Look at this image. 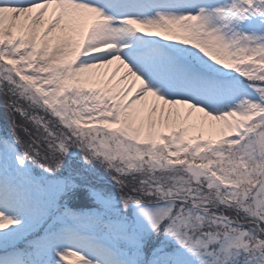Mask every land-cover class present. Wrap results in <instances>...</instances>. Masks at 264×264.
Returning a JSON list of instances; mask_svg holds the SVG:
<instances>
[{
  "label": "snow or ice",
  "instance_id": "6c2138e0",
  "mask_svg": "<svg viewBox=\"0 0 264 264\" xmlns=\"http://www.w3.org/2000/svg\"><path fill=\"white\" fill-rule=\"evenodd\" d=\"M138 34L190 58L140 46L134 68ZM0 104L15 141L0 150V264H264V0H0ZM73 148L110 170L118 202L62 203ZM149 229L164 240L146 259Z\"/></svg>",
  "mask_w": 264,
  "mask_h": 264
},
{
  "label": "trees",
  "instance_id": "16d2710c",
  "mask_svg": "<svg viewBox=\"0 0 264 264\" xmlns=\"http://www.w3.org/2000/svg\"><path fill=\"white\" fill-rule=\"evenodd\" d=\"M0 124L7 138H12L13 140V123L3 104H0ZM69 174L73 176L79 185V187L68 193L73 209H90L100 206L92 195V191H100L111 199L119 198V189L115 185L110 170L99 161L86 164L79 149L73 148L70 151L65 158L64 167L59 173L62 176H68ZM153 238L155 246L152 249L154 250V248L160 246L164 237L153 234Z\"/></svg>",
  "mask_w": 264,
  "mask_h": 264
},
{
  "label": "rangeland",
  "instance_id": "374dc122",
  "mask_svg": "<svg viewBox=\"0 0 264 264\" xmlns=\"http://www.w3.org/2000/svg\"><path fill=\"white\" fill-rule=\"evenodd\" d=\"M200 2L202 3H205V4H210V5H223L225 3H231V0H200ZM100 3L101 4H104V5H107L109 3V0H100ZM107 11L111 12L113 11V9L111 8H106ZM123 11H126V12H132V11H137L136 8L134 7H127L125 9H123ZM243 29L245 31H248V30H251V29H258L259 28V21L257 18L253 17V18H250L249 20L245 21V24L242 26ZM149 41L152 43V44H155V46L153 48L155 49H160V50H163L164 52H166L167 54L171 55V56H181V57H184V58H190V54L189 53H186L183 51V48H175V47H172L171 45L174 43V42H166V41H162L160 40L159 38H155V37H152V38H149ZM135 43L131 42L130 43V47L129 48H126L124 50V53H125V59L127 62L130 63V65H132L134 68L137 67V64H136V61L134 59V57L131 55V50L134 49V48H137L139 47V45L136 47L134 45ZM114 67V66H113ZM143 75V77L148 80L150 83H154L156 84L157 87H161L158 83H156L155 81H152L150 76L147 74V73H144L142 72L141 73ZM210 75H212L213 77H215L216 79L218 80H221V81H234V80H237L238 78L235 76V74H231L227 71H216V70H210ZM161 91L165 94H167V89L161 87ZM5 142H7L8 145H11L13 147H15V141L14 139L12 140V138H6L5 136H3L2 132H1V125H0V150H3L5 148ZM17 151H19V149L17 148ZM32 169H35V170H38L36 171L35 173L31 170L32 174L35 175V176H41L42 175V170L39 169L38 167L35 166V168H33L32 166H30ZM37 173V174H36ZM62 176V175H60ZM115 201H119V198L118 199H113ZM63 202V201H62ZM100 210V206H96L94 208H90V209H85V210H80V211H76L78 213H90V212H93V211H99ZM128 214L130 217H135L137 214H138V210L135 208V207H132L128 210ZM149 232H150V229H149ZM99 239H100V242L103 244V243H106V239L105 237L103 236V234H99ZM170 243L173 244L174 247H178L177 245L174 244V242H171ZM215 247H219L218 244L214 245ZM91 251L93 252L95 258H98V259H101L102 261H107L108 259V256L107 254H100L99 253V248H96V249H91ZM103 250H101L102 252ZM106 253V252H105ZM183 256H185L190 262H192V258L191 256H189L187 253H181ZM148 255V251L145 253L144 252V256L146 259H150L149 257H147ZM105 256V258L103 257ZM192 264H194V262H192Z\"/></svg>",
  "mask_w": 264,
  "mask_h": 264
},
{
  "label": "bare ground",
  "instance_id": "6f19581e",
  "mask_svg": "<svg viewBox=\"0 0 264 264\" xmlns=\"http://www.w3.org/2000/svg\"><path fill=\"white\" fill-rule=\"evenodd\" d=\"M134 12V11H132ZM133 43H135L134 45L137 47L139 45L140 46H148V47H151L153 48L155 46V44H152L149 39L147 37H143V38H140L139 37V34L137 37H134L133 40H132ZM126 53V52H125ZM124 53V55H125ZM101 250H103V248H99V253L101 254H106L105 251L103 250L101 252ZM105 258V256H103Z\"/></svg>",
  "mask_w": 264,
  "mask_h": 264
}]
</instances>
